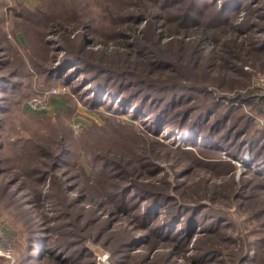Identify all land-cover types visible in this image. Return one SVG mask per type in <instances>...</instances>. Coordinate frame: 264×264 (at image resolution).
<instances>
[{
	"label": "rangeland",
	"instance_id": "obj_1",
	"mask_svg": "<svg viewBox=\"0 0 264 264\" xmlns=\"http://www.w3.org/2000/svg\"><path fill=\"white\" fill-rule=\"evenodd\" d=\"M188 1L0 0V264H264V0Z\"/></svg>",
	"mask_w": 264,
	"mask_h": 264
},
{
	"label": "trees",
	"instance_id": "obj_2",
	"mask_svg": "<svg viewBox=\"0 0 264 264\" xmlns=\"http://www.w3.org/2000/svg\"><path fill=\"white\" fill-rule=\"evenodd\" d=\"M181 0H139V4H136L137 9L140 11V7H143V10H149V9H153L154 6H156L158 9L160 7H162V10H166L168 8H170V6L174 5L176 2H179ZM188 3L190 5H188ZM186 7L184 9H180L178 12H168L169 17L167 18L168 20L173 19L176 22V29L181 30V31H189L190 29H196L201 31L200 36L197 39V43H199L198 41H201L203 39H206L205 37H207L205 35V33L208 31V29L210 28H216V27H224L226 28L229 32V36H234L235 39H240L239 42L237 43L235 40V44L234 41H232L234 47L237 46H242L244 45V42L241 37L246 38L250 29L253 28V26H248V12H245V10L241 9L242 6L238 3H235L234 6H232V8H223L221 10H219L216 14V16H213L211 21H204L200 20L199 18H197L196 16L193 15V11H195L196 8V3L194 0L188 1ZM203 6H210L208 3H202ZM190 7V8H188ZM214 7V6H212ZM229 11V16H224V13ZM143 14L140 15V18H145L146 13L142 12ZM155 15V14H154ZM180 39V38H179ZM195 42V43H196ZM194 43V44H195ZM229 43L227 42L226 45H228ZM237 45V46H235ZM161 57L163 59L166 60L165 55H161ZM178 62V61H176ZM173 63H175L173 61ZM176 64V63H175ZM110 66V65H109ZM111 67V66H110ZM120 69V68H118ZM171 70H173L174 72L178 73V70L180 69H175L173 67L170 68ZM170 71V72H166V75H170V81L174 80L173 79V75L174 72ZM174 87H179L180 86V82H170L168 83ZM158 123L160 124V122L158 121ZM157 123V124H158ZM122 208V206H116V210L119 211Z\"/></svg>",
	"mask_w": 264,
	"mask_h": 264
},
{
	"label": "built area",
	"instance_id": "obj_3",
	"mask_svg": "<svg viewBox=\"0 0 264 264\" xmlns=\"http://www.w3.org/2000/svg\"><path fill=\"white\" fill-rule=\"evenodd\" d=\"M32 105L38 108L39 105H42V102L40 100L34 99L32 102Z\"/></svg>",
	"mask_w": 264,
	"mask_h": 264
}]
</instances>
